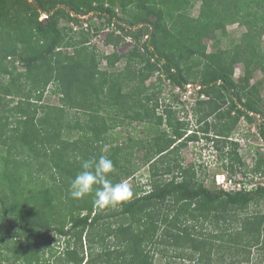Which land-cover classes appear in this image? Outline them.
<instances>
[{"label": "trees", "instance_id": "1", "mask_svg": "<svg viewBox=\"0 0 264 264\" xmlns=\"http://www.w3.org/2000/svg\"><path fill=\"white\" fill-rule=\"evenodd\" d=\"M72 11H94L98 30H120L106 32L115 51L62 26L79 21ZM234 23L246 31L220 47ZM263 37L264 0H0V264H163L172 251L215 264L233 248L245 254L231 261L241 264L254 247L264 253V184L248 188L236 178L264 173V153L250 167L232 139L242 118L264 139V76L251 82L255 70L264 72ZM157 71L174 86L201 85L191 108L196 128L179 117V94L159 113L161 74L160 84H147ZM48 90L58 104L43 103ZM134 121L147 124V137L118 142L115 130ZM199 131L240 187L208 186L202 166L184 162L180 149ZM101 155L113 162V183L143 166L149 181L116 206L97 207L92 194L71 198L81 161Z\"/></svg>", "mask_w": 264, "mask_h": 264}, {"label": "rangeland", "instance_id": "2", "mask_svg": "<svg viewBox=\"0 0 264 264\" xmlns=\"http://www.w3.org/2000/svg\"><path fill=\"white\" fill-rule=\"evenodd\" d=\"M200 3H197L194 7L193 14L197 15L199 13ZM46 14L41 15L40 19L44 20L46 19ZM48 17V16H47ZM65 24V23H64ZM63 24V25H64ZM62 25V24H61ZM228 32L229 36L227 38H224L222 40V43L220 44V47L224 48L230 45L229 43L234 40L238 41L242 34L246 31V27L244 25H240L238 23L230 24L228 25ZM207 44L209 45L208 51H212L213 48V41L210 39L205 40ZM96 44V47L99 51L105 52L106 54L112 53L115 51V48L111 45H101L97 42H92ZM263 48H264V37H263ZM127 48H120V50H125ZM68 51L72 52V48H67ZM105 67L107 65L106 62L102 63ZM16 65L18 66V71H24L25 67L20 62L17 61ZM119 68L123 67V62L118 63L117 65ZM244 74V66L241 64L236 65L234 78L238 80L241 76ZM264 72L262 70H255L253 78L251 80L252 83L256 82L258 79L263 78ZM162 80L164 83L160 84V82L157 80V76H154L150 78L147 81V84H151L152 82H156L157 84H160V87L162 88V94L161 97L163 98V101H160L159 105V113L163 112V109L165 108L167 103H170L169 98L172 97L173 94H177L175 91L176 86L173 84H170L167 81L164 80L162 77ZM193 86L199 85V83H192ZM193 97L189 101L187 100L185 103H181L179 106L180 112L179 117H181L182 120L190 121V127L196 128V121L195 118L192 115V105L195 104L196 97V91L193 89ZM264 95V92H263ZM198 96V95H197ZM167 98L164 100V98ZM52 103V104H58V94H55L53 92H45L44 95V101L43 103ZM147 127V124L144 122H131L127 124H123L121 127L115 130V132H118L119 139L118 142L126 141L128 136H133L134 138H145L147 137V132H145V128ZM190 128V129H191ZM197 131V130H196ZM188 134H191L193 131L188 130ZM198 133V132H197ZM199 137L187 141L186 145L181 147V157L184 160L185 163H195L197 166H202L203 168V177L206 180V184L208 186H211L213 188H220L223 187L224 189H231L232 184H226L227 181H223V178L226 177V170L224 169L222 165V159L219 155V152L217 151L216 147L214 146V141L212 139H208L205 137L204 133L199 131L198 133ZM211 138H213V133L207 134ZM232 139L237 140L239 142V151L243 155L244 159L247 161L250 167H253L255 162L257 161L259 157V152L264 153V139L262 135L260 134L259 130L256 128V123H250L247 122L245 118H242L240 120V123L238 124L237 129L232 134ZM144 150L137 151L136 159L139 162H142ZM236 178L242 182V184H245L248 188L255 187L259 184H264V173L261 172H251L248 170L246 174L238 173ZM225 180H228L225 178ZM149 181V174H148V167L143 166L137 173L135 174L134 178H129L125 180L124 182L127 183L131 190V195L134 194V190L138 187H140L145 182L147 183ZM223 181V182H222ZM238 186V184H236ZM234 185V186H236ZM256 207L252 205L248 212L254 211ZM63 240H59L56 244V250H61L63 248L62 245ZM171 255L168 258H162L163 264H195L193 261L184 260L183 257L179 256H173V251L170 253ZM160 253H158L157 258L160 257ZM245 255L240 249H231L229 253L224 251V254L215 255V264H233V259L239 260L241 257ZM241 264H264V253L262 250H259V248H253L252 254L249 261H243Z\"/></svg>", "mask_w": 264, "mask_h": 264}, {"label": "clouds", "instance_id": "3", "mask_svg": "<svg viewBox=\"0 0 264 264\" xmlns=\"http://www.w3.org/2000/svg\"><path fill=\"white\" fill-rule=\"evenodd\" d=\"M112 170L113 162L107 156L101 155L98 158L82 160L80 171L70 182L69 196L78 200L92 194L94 204L100 208L116 206L124 202L131 195L130 187L123 181L113 183L108 178Z\"/></svg>", "mask_w": 264, "mask_h": 264}, {"label": "built area", "instance_id": "4", "mask_svg": "<svg viewBox=\"0 0 264 264\" xmlns=\"http://www.w3.org/2000/svg\"><path fill=\"white\" fill-rule=\"evenodd\" d=\"M71 15L73 17H77L79 19V21L77 22L73 19L62 20V23H61L62 26H68V27L72 28L74 32H79L80 30H85L87 32L92 33L93 36L89 42L90 45L95 44L92 42H97L98 44L101 43V45L106 44L105 43L106 32H109L111 30H115L116 33H118V34L121 33V31L118 30L117 28H115L114 25L107 26V27L105 25L104 27H101V30L100 29L98 30V27L101 25L102 19L99 18V16H97V14L95 12L76 13V12L72 11ZM45 16L47 17L48 15H45ZM128 40H132L131 37H128ZM107 45H111L112 47H114L112 44H107ZM160 74H161V71H157L155 73V76H157V78H158V76ZM161 76L164 78L165 81L168 80V82L171 84L170 79H167L166 75L164 73H162ZM200 88H201V85L193 86L192 83H188V84H186V86L184 88L177 85L175 88V91L177 94H179L180 99L182 101L186 102L187 100L190 101L192 99L193 94H194L193 89L196 91V94H197V90ZM197 95H196V97L198 99ZM201 98H206V95L204 93H202ZM197 99L194 102H196ZM225 178H223V181L224 182L227 181L226 184H228V185L232 184L231 180H225ZM232 187H234L233 184H232ZM238 187H240V184H238Z\"/></svg>", "mask_w": 264, "mask_h": 264}, {"label": "crops", "instance_id": "5", "mask_svg": "<svg viewBox=\"0 0 264 264\" xmlns=\"http://www.w3.org/2000/svg\"><path fill=\"white\" fill-rule=\"evenodd\" d=\"M92 45H95L96 46V44H92ZM105 53V52H104ZM106 54V53H105ZM104 62H106V59H104ZM102 66L104 67V65L102 64ZM106 66V65H105ZM74 132V138L73 139H75V138H77L78 137V135H79V130H74L73 131Z\"/></svg>", "mask_w": 264, "mask_h": 264}]
</instances>
